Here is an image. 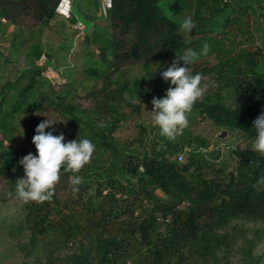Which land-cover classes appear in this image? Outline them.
Listing matches in <instances>:
<instances>
[{"label": "trees", "instance_id": "16d2710c", "mask_svg": "<svg viewBox=\"0 0 264 264\" xmlns=\"http://www.w3.org/2000/svg\"><path fill=\"white\" fill-rule=\"evenodd\" d=\"M219 1L222 6L207 15L190 16L195 28L189 38L182 39L176 24L158 7V0H110L105 11L111 27L109 59L103 48L97 46L98 57L106 64L105 68H84L81 72L107 78L131 61L140 63L143 74L118 84L112 91L107 90V86L95 90L94 97L99 99L88 109L63 103L60 96L64 95H56L50 102L61 113L64 126L67 125L52 129L53 134L63 133L64 143L89 139L95 145L97 156H92L91 162L79 173L61 169L60 176L69 184L71 192L73 185L69 178L75 175L83 178L79 191L73 192L76 198L70 206L61 207L53 198L42 204L29 201L26 205L28 236L21 244L25 257L41 252L45 254L43 264H231L227 257L230 238L224 228L232 221L264 224V188L253 187L264 176V154L254 151L253 147L231 149L232 165L214 164L210 157L197 153L178 163L168 158L164 148L151 150L133 163L134 159L113 140L116 117L104 120L102 126L95 122L100 115L117 114L114 98L125 91L149 102L153 97L164 98L166 90L175 85L165 81L161 73L153 72V64L162 58H176L188 48L197 51L203 47L208 34L217 26L221 27L217 23L219 13L223 12L222 19L227 25L239 26L240 22L245 25L247 22L237 15L254 12L243 0ZM230 1L234 2L235 11ZM250 1L264 4V0ZM57 2L0 0V18L15 24V15L29 8L38 25H46L55 15ZM41 54L44 52L39 44L33 43L27 46L25 58L32 63ZM231 55L224 56L213 66H199L195 62L189 65L193 74L209 72L219 79L216 89L203 96L194 107L215 126L241 132L255 140L257 132L253 121L264 111V56L260 50ZM238 59L243 65L233 67L228 74V69ZM178 66L187 65L181 60ZM28 74L27 82L15 94L0 98V177L15 188L16 181L24 177L23 165L18 163L20 158L14 148L2 142L10 139L12 119L19 111L39 109L44 97L37 90L41 83L39 77L36 78L38 71ZM147 82L151 83L150 87ZM224 86L232 87L237 99L235 104L225 103L219 89ZM75 126L76 131H73ZM35 134V129L31 130L28 137L33 155L37 154L32 143ZM169 141L167 139L165 145L170 149ZM156 190L163 196L157 195ZM251 233V238H244L248 243L243 252L244 264H260L261 261L264 264V255L252 254L256 240L264 235V226L253 228ZM55 243L71 245L74 249L53 256L48 247ZM216 252H221V258ZM21 264L36 263L23 261Z\"/></svg>", "mask_w": 264, "mask_h": 264}, {"label": "rangeland", "instance_id": "374dc122", "mask_svg": "<svg viewBox=\"0 0 264 264\" xmlns=\"http://www.w3.org/2000/svg\"><path fill=\"white\" fill-rule=\"evenodd\" d=\"M232 1L229 4L235 11L237 9L233 5L235 1ZM243 1L254 8V12L248 11L243 16L237 15L241 21L246 19L247 24L240 22L239 26L227 25L222 19L225 15L222 14L223 12L219 13L217 23L221 24V27L217 26L213 29L204 40L203 45L207 43L210 51L207 56L201 55L195 62L199 66L216 65L224 56L232 54L231 56L235 57L244 50L250 52L260 50L264 56V4H256L250 0ZM70 2L69 0V6H71ZM157 5L162 13L176 24L179 36L184 39L189 38V32L183 31L180 24L186 17L207 15L215 7L220 8L222 3L219 0H158ZM70 8L66 16L55 13V17L46 25H38L29 8L15 15V24L0 18V24H6V27L0 26V98H8L15 94L27 82L28 73L35 71L39 74L36 78L39 77L41 81L37 87L38 94L44 96L39 109L19 111L18 115L12 119L10 139L2 142L4 146L10 145L14 148L20 159L29 152L33 154L28 144V137L30 131L36 129L39 123L50 117L55 122L45 131H52L65 125L60 117L61 113L50 103L56 95H64L60 96L63 103L88 109L95 106V99H99L94 97L95 90L107 86V90L112 91L118 84L139 78L143 74L140 63L131 61L108 74L107 78L82 73L84 68L97 70L105 68L106 64L102 63L98 57L97 46L103 48L105 57L109 59L108 44L111 27L105 12L101 9L100 0H72V12L81 20L79 22L70 20ZM120 37L122 38V35ZM34 42L39 44L44 54L32 63H28L27 58H24L25 49ZM13 46H16L14 50ZM202 48L199 47L197 52H200ZM174 59L162 58L151 66V70L162 73ZM242 62L241 59L234 62L232 68L228 69V74L233 67L242 66ZM258 72H261L260 68ZM42 77L50 80L49 83L44 82ZM202 77L201 87L204 89L203 96H205L216 89L219 79L209 72L202 74ZM66 81L68 84L59 86ZM146 85L150 87L151 83L147 82ZM231 88V86H224L219 89L225 103L233 105L237 99ZM114 101L117 103V114L115 116L100 115L95 118V122L97 126H102L104 120L116 117V129L112 133L113 140L126 155L134 159L133 163L139 162L142 156L151 150L164 148L170 160H173L175 154L179 152L183 153L184 159L190 154L197 153V155L203 154L210 157L214 164L232 165L234 159L231 157V149L236 146L253 147V139L241 132H230L215 126L193 106L191 113L188 114V126L174 141H169L171 144L169 149L165 145L167 138L160 135L159 128L153 124L150 112L153 109L151 102L143 97H132L127 91L115 97ZM73 129L76 131V126ZM222 131L224 135L218 137L217 135ZM94 156H97V153H93ZM155 192L163 196L158 190ZM75 198V194L69 190V184L60 176L55 186L53 199L59 206L65 207L70 206ZM28 203L19 199L15 187L6 178L0 177V264H21L23 261L43 264L45 254L43 256V253L39 252L36 256L25 257L21 249L22 242H25L28 236L25 224V207ZM263 226L264 224L260 222L232 221L224 228L223 231L230 238L227 257L231 264H244L243 252L246 251L248 244L244 238H251V230ZM48 248L54 256L70 252L74 246L55 243ZM216 253L218 258H221V252ZM252 254L264 255V235L256 240ZM262 263L261 261L260 264Z\"/></svg>", "mask_w": 264, "mask_h": 264}, {"label": "clouds", "instance_id": "9594fccd", "mask_svg": "<svg viewBox=\"0 0 264 264\" xmlns=\"http://www.w3.org/2000/svg\"><path fill=\"white\" fill-rule=\"evenodd\" d=\"M180 28L191 33L195 28L193 19L186 17L180 24ZM210 46L205 43L200 52L192 48L186 49L183 54H177L166 71L161 73L165 81L171 85L166 90L164 98H152V121L160 130V135L169 140H175L188 126V114L191 113L194 104L203 96L201 87L202 74H193L189 65L207 56ZM183 60L184 67L178 66ZM46 119L36 126V134L32 137L37 154L31 152L24 155L19 164L23 165L24 177L16 181V195L24 202L34 201L43 203L51 201L55 194V186L60 180L61 169L65 172L79 173L86 164L91 162L95 145L89 139L71 140L64 143L63 133L54 135L52 131H45L54 124ZM257 135L253 142V150L264 154V111L253 121ZM73 185V192L79 191V185L83 178L75 175L69 178ZM260 190L264 188V176L260 177L253 185Z\"/></svg>", "mask_w": 264, "mask_h": 264}, {"label": "built area", "instance_id": "2783aa9c", "mask_svg": "<svg viewBox=\"0 0 264 264\" xmlns=\"http://www.w3.org/2000/svg\"><path fill=\"white\" fill-rule=\"evenodd\" d=\"M100 6H101V9L105 12V10L110 6V0H100ZM69 8H70L69 0H58L54 10H55V13L61 16L62 15L66 16L69 12ZM173 159L175 160V162H178V163H183L185 160L183 153L181 152L176 153Z\"/></svg>", "mask_w": 264, "mask_h": 264}, {"label": "crops", "instance_id": "0c3cea01", "mask_svg": "<svg viewBox=\"0 0 264 264\" xmlns=\"http://www.w3.org/2000/svg\"><path fill=\"white\" fill-rule=\"evenodd\" d=\"M70 1H71V2H70V5H71V6H70V7H71V8H70V12H71L70 20H71V21H78V22H79V21H81V20H79L78 16H77L75 13L72 12V0H70ZM54 17H55V15H54ZM54 17H53V18H54ZM60 20H61V19H60ZM93 23H94V22H93ZM0 26H2V27H6V24H0ZM0 29H1V28H0ZM91 35H92V34H91ZM88 36H89V35H88ZM21 37H22V39H23L22 41L24 42V36L22 35ZM22 41H21V42H22ZM19 42H20V41H19ZM34 43H36V42H34ZM32 44H33V43H32ZM29 45H30V44H29ZM15 47H16V46H15ZM15 47L13 46V50L15 49ZM26 50H27V48L25 49L24 58H25V56H26ZM9 53H10V52H9ZM10 54L12 55V53H10Z\"/></svg>", "mask_w": 264, "mask_h": 264}, {"label": "water", "instance_id": "95a60500", "mask_svg": "<svg viewBox=\"0 0 264 264\" xmlns=\"http://www.w3.org/2000/svg\"><path fill=\"white\" fill-rule=\"evenodd\" d=\"M224 135V132L222 131L221 133H219L217 136L218 137H221V136H223Z\"/></svg>", "mask_w": 264, "mask_h": 264}]
</instances>
